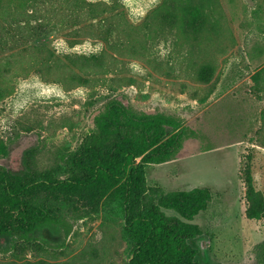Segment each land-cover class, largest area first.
Wrapping results in <instances>:
<instances>
[{
	"label": "rangeland",
	"instance_id": "obj_1",
	"mask_svg": "<svg viewBox=\"0 0 264 264\" xmlns=\"http://www.w3.org/2000/svg\"><path fill=\"white\" fill-rule=\"evenodd\" d=\"M115 99L185 130L147 168L133 209L208 187L192 220L201 264H264V219L248 216L244 182L249 167L264 197V0H0V169L27 159L34 175H68L61 154L90 141ZM120 188L58 195L67 229L45 246L19 242L0 264H130Z\"/></svg>",
	"mask_w": 264,
	"mask_h": 264
},
{
	"label": "trees",
	"instance_id": "obj_2",
	"mask_svg": "<svg viewBox=\"0 0 264 264\" xmlns=\"http://www.w3.org/2000/svg\"><path fill=\"white\" fill-rule=\"evenodd\" d=\"M196 16L207 19L195 12ZM184 136L175 118L138 112L115 99L98 117L97 132L90 141L61 154L68 175H34L27 159L21 167L1 168L0 252L16 249L22 241L49 244L46 232L58 236L65 231L72 211L58 195L72 190L97 195L105 180H113L121 183L124 229L134 247L130 264H156L159 258L171 264H201L197 240L201 230L192 220L212 199L208 187L170 191L135 210L132 202L145 188L147 168L174 156ZM244 182L248 216L264 219V197L249 167ZM165 209L178 215H169ZM259 246L264 260V242Z\"/></svg>",
	"mask_w": 264,
	"mask_h": 264
}]
</instances>
